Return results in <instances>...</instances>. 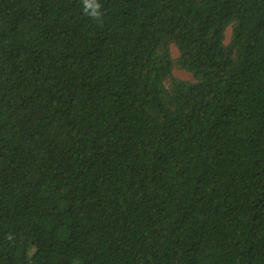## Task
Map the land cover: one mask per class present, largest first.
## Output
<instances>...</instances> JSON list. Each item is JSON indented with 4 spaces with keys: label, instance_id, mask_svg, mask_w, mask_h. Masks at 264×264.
I'll return each mask as SVG.
<instances>
[{
    "label": "trees",
    "instance_id": "1",
    "mask_svg": "<svg viewBox=\"0 0 264 264\" xmlns=\"http://www.w3.org/2000/svg\"><path fill=\"white\" fill-rule=\"evenodd\" d=\"M99 3L0 0V264H264V0Z\"/></svg>",
    "mask_w": 264,
    "mask_h": 264
},
{
    "label": "clouds",
    "instance_id": "2",
    "mask_svg": "<svg viewBox=\"0 0 264 264\" xmlns=\"http://www.w3.org/2000/svg\"><path fill=\"white\" fill-rule=\"evenodd\" d=\"M83 12L94 22H102L103 12L99 0H81Z\"/></svg>",
    "mask_w": 264,
    "mask_h": 264
},
{
    "label": "rangeland",
    "instance_id": "3",
    "mask_svg": "<svg viewBox=\"0 0 264 264\" xmlns=\"http://www.w3.org/2000/svg\"><path fill=\"white\" fill-rule=\"evenodd\" d=\"M177 75H178L179 77H181V79H186V78H188V74H187V73H182V72L178 73V72H177Z\"/></svg>",
    "mask_w": 264,
    "mask_h": 264
}]
</instances>
